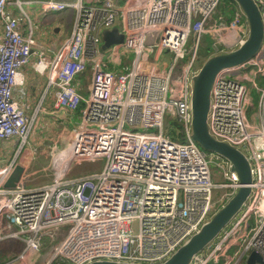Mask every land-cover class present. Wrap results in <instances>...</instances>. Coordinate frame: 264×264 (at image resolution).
<instances>
[{
  "label": "built area",
  "instance_id": "1",
  "mask_svg": "<svg viewBox=\"0 0 264 264\" xmlns=\"http://www.w3.org/2000/svg\"><path fill=\"white\" fill-rule=\"evenodd\" d=\"M253 1L264 23V0ZM7 3L0 0V140L17 138L19 151L28 144L31 118L13 92L31 56L36 71L46 72L54 112L73 114L83 106L69 155L62 149L42 168L29 158L0 169V243L21 244L0 264L164 262L239 187L230 161L191 138V87L205 36L208 56L245 42L243 11L234 0H45V12L74 10L70 34L49 48L44 36L21 33ZM115 24L122 41L103 49L102 31ZM86 71L90 82L82 95L77 84ZM250 89L258 95L255 121L246 115ZM207 129L245 156L250 193L188 264H243L251 251L264 260V40L249 59L216 73ZM87 160L103 164L67 177ZM212 164L221 169V182L213 181ZM16 165L20 177L5 187ZM48 170L50 182L30 185Z\"/></svg>",
  "mask_w": 264,
  "mask_h": 264
},
{
  "label": "water",
  "instance_id": "2",
  "mask_svg": "<svg viewBox=\"0 0 264 264\" xmlns=\"http://www.w3.org/2000/svg\"><path fill=\"white\" fill-rule=\"evenodd\" d=\"M243 11L248 22V37L238 48L207 56L192 79L191 108H192V140L204 151L215 153L231 163V170L236 173L239 187L204 224L201 229L177 249V251L159 264H188L191 257L205 248L226 226L232 216L238 211L250 193L251 171L245 156L235 147L213 138L207 129V114L209 95L216 73L225 67L234 66L253 56L262 46L264 40V23L253 0H234ZM102 48L111 43L121 42L123 35L116 29L104 33ZM22 167L16 165L11 172L5 187L11 188L20 177ZM89 264H140L116 261H94ZM243 264H264L263 258L255 251H251Z\"/></svg>",
  "mask_w": 264,
  "mask_h": 264
},
{
  "label": "crops",
  "instance_id": "3",
  "mask_svg": "<svg viewBox=\"0 0 264 264\" xmlns=\"http://www.w3.org/2000/svg\"><path fill=\"white\" fill-rule=\"evenodd\" d=\"M45 0H8L6 11L18 21L19 29L23 35L37 33L46 38L49 48L55 47L59 42L70 34L74 10L64 9L60 11L45 12L42 5ZM67 3H86L88 0H54ZM29 2V3H26ZM2 35V25L0 23V36ZM33 56L29 62L20 69L21 83L16 85L13 92V99L31 118V128L28 134V144L23 150H17L18 139L10 137L0 140V169L6 166L9 161H41L46 155H42L45 150L48 156H55L58 151L64 149L70 138L66 124L69 123L73 114L54 112L52 110L53 93L47 85L46 72L39 73L33 67ZM254 111L249 119L256 120ZM70 116V119H69ZM45 120L48 128L43 131ZM37 121V123H36ZM35 123V126H34ZM47 141L48 147L43 145L39 148L42 140ZM53 139V140H52ZM53 148V149H51ZM49 162V161H48ZM45 165H38L42 168ZM51 162V161H50ZM60 167V166H59ZM27 169H25L26 172ZM77 177V176H70ZM35 185H39L41 180H36ZM42 184V183H41ZM34 186V184H33Z\"/></svg>",
  "mask_w": 264,
  "mask_h": 264
},
{
  "label": "rangeland",
  "instance_id": "4",
  "mask_svg": "<svg viewBox=\"0 0 264 264\" xmlns=\"http://www.w3.org/2000/svg\"><path fill=\"white\" fill-rule=\"evenodd\" d=\"M220 9L226 12V8L224 5L221 4ZM119 25L115 24L113 27H111L110 29H104L102 31V39H104L105 36V32L113 30V29H118ZM210 43L211 40L208 36H205L203 38V42L201 44V46L199 47V58H198V63L201 66L202 63L208 58L207 56H204L201 54V52H205L207 54V51L210 48ZM192 45V37L189 36L188 37V42H187V47L189 48ZM79 81L80 83L77 84V89L78 91L82 94V95H86L87 93V87L89 86V82H90V75H89V71H86L82 74H80L79 76ZM250 95H251V102H252V106H247L246 108V115L249 118L251 116V114L257 110V99H258V95L256 93V91L254 89H250ZM83 104H81L79 106V108L77 109V111H75L73 113L71 120L69 121L68 124L65 125V127L67 128L68 133H70V138L68 139L67 143L64 146V149L62 150L64 155H69L71 152V148L72 145L75 141L76 138V132H75V126L76 124L79 122L80 119V112L82 109ZM70 119V116H69ZM37 123V121H36ZM35 126V123H34ZM48 123L45 120L44 125H43V131L45 132L46 129L48 128ZM53 140V139H52ZM43 145L46 146V148L48 147V143L47 141H45L44 139L41 141L39 148H41ZM47 154L45 152V150H42V155L39 156L43 157V155L45 156V159H42L41 161H36V165H45L46 162H48L49 160V156L47 157ZM103 164L102 160H87L85 162L82 163H78L73 165L69 170H68V175L67 177L72 176H81L87 173H92V172H96L99 171L101 166ZM61 164L59 163L58 166H60ZM61 167V166H60ZM59 167V168H60ZM211 175L213 178L214 182H221V169L218 166L215 165H211ZM45 176H42L40 178L41 183L43 182H50L51 181V171L48 170L45 173ZM37 182L31 183L30 185L36 184ZM217 192V190L214 191V193ZM21 248V244L19 242H2L0 243V262H5L10 260L11 258L14 257L15 253L17 251H19V249Z\"/></svg>",
  "mask_w": 264,
  "mask_h": 264
},
{
  "label": "bare ground",
  "instance_id": "5",
  "mask_svg": "<svg viewBox=\"0 0 264 264\" xmlns=\"http://www.w3.org/2000/svg\"><path fill=\"white\" fill-rule=\"evenodd\" d=\"M60 164H61V165H60V166H61L60 168L63 170V169H64V166H65L64 161H61ZM87 174H88V173H87ZM229 222H230V220H229ZM229 222H228V223H229Z\"/></svg>",
  "mask_w": 264,
  "mask_h": 264
},
{
  "label": "trees",
  "instance_id": "6",
  "mask_svg": "<svg viewBox=\"0 0 264 264\" xmlns=\"http://www.w3.org/2000/svg\"><path fill=\"white\" fill-rule=\"evenodd\" d=\"M201 54H202V55H204V56H208V55H207L205 52H204V53H203V52H201Z\"/></svg>",
  "mask_w": 264,
  "mask_h": 264
}]
</instances>
